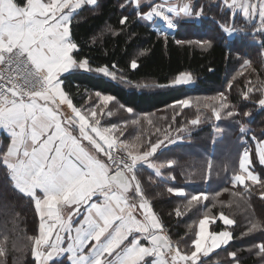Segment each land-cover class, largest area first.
Instances as JSON below:
<instances>
[{"label":"snow or ice","instance_id":"1","mask_svg":"<svg viewBox=\"0 0 264 264\" xmlns=\"http://www.w3.org/2000/svg\"><path fill=\"white\" fill-rule=\"evenodd\" d=\"M128 2L135 4L133 15L149 21L158 17L169 29H175L184 19L199 18L207 12V5L196 0L150 3L146 12L141 0ZM96 4L97 0H0V132L8 140L0 143V166L14 189L33 201L39 216L38 235L31 238L33 259L37 264H64L65 260L69 264H178V261L197 264L198 254L208 256L213 249L227 244L233 239L232 231L209 233L210 221L205 216L199 220L190 254H181L170 238L158 234L162 224L136 174L138 162L154 168L158 175L165 164L169 168L175 165L174 160L159 164L150 161L163 141L151 143L140 155L128 151L127 158L118 159L112 151L119 147L117 139L108 135L117 126L98 127V119L90 123L89 117L81 114L62 87L61 77L79 70L117 78L108 66L93 69L87 58H80L79 46L73 37L72 22L77 10ZM221 7L231 10L230 17L242 13L249 22L258 17L259 27L254 26L252 34L264 33V0H222ZM128 20V16H123L120 24ZM219 26L228 37L239 33L242 40L249 34L246 28L236 29L226 23ZM161 35L167 39V33ZM195 43L201 47L212 46L211 40ZM250 63L245 61V66ZM131 67H138L135 60ZM191 80L190 73H180L172 85L188 84ZM231 87L229 83L228 88ZM256 91L260 96L255 103L264 108V85ZM252 93L253 87L249 86L242 99H250ZM96 96L103 106L116 99L99 92ZM207 99L213 103L204 106L211 108L216 121L222 119V112L229 118L237 114L225 92ZM177 103L185 108L190 106L189 99ZM63 104L71 108L73 116H64L60 110ZM90 111L95 118V107ZM127 111L131 113L133 109ZM199 123V117L191 120L193 125ZM244 131L242 127L241 132ZM82 140L103 153L116 168L113 170L92 155ZM121 144L128 147L123 141ZM256 155L264 165V142L258 145ZM252 164V153L246 148L239 158V172L232 177V184L243 185L245 190L258 185L264 198V180L252 169ZM167 191L185 195L182 188ZM207 199V194L196 193L191 195L189 203ZM81 208L86 213L82 218ZM180 214L177 210L176 215ZM219 220L226 226L236 223L223 212ZM258 230L264 229L258 222H252L248 232L242 235ZM254 247L264 256V242ZM4 253L0 247V255ZM168 256L170 259L165 258ZM231 256L235 258L236 253Z\"/></svg>","mask_w":264,"mask_h":264},{"label":"trees","instance_id":"2","mask_svg":"<svg viewBox=\"0 0 264 264\" xmlns=\"http://www.w3.org/2000/svg\"><path fill=\"white\" fill-rule=\"evenodd\" d=\"M155 2L141 0L143 11H148L147 5ZM196 2L207 5L206 15L182 20L173 33H167V39L161 35L166 32L155 25V18L149 21L133 15L135 4L129 5L128 0H97L96 5L82 6L72 22L79 57L87 58L93 69L108 66L117 78L84 70L61 78L77 107L90 112L95 106L102 125H119L121 141L144 145L139 153L151 143L163 141L149 159L157 164L174 160L175 165L169 168L165 164L158 175L154 168L142 163L137 178L178 248H185V253L190 254L199 220L207 216L213 220V231L230 229L233 239L202 257L200 264H264V256L254 247L264 242V230L242 235L248 232L252 222H258L264 229L262 190L258 185L245 190L243 185L232 184L246 148L252 153L253 170L264 180V166L256 155L257 146L264 142V108L255 103L260 96L256 89L264 85V33L252 34L256 23L230 17L231 10L223 9L220 0ZM123 16L129 20L121 25ZM225 23L236 29L246 28L249 34L242 40L239 33L228 37L219 26ZM195 39L211 40L212 46L201 47ZM133 60L138 65L136 69L131 67ZM245 61H250V65L245 66ZM180 73H190L194 83L173 86L172 81ZM249 86L253 87V93L244 100L242 94ZM97 92L116 99L103 106ZM220 92L226 93L237 114L229 118L222 112L218 121L222 131L218 136L212 126L211 108L193 98ZM190 98L192 108L173 114L180 106L178 101ZM128 108L133 112L129 113ZM109 112L112 115L107 117ZM162 112L165 114L160 115ZM148 115L153 117L148 119ZM197 117L200 123L191 124ZM182 129H185L183 134ZM176 134L184 135L183 139L173 140ZM7 142L6 137H1L0 143ZM130 149L134 150L135 146ZM168 188H184L186 194L178 196L168 192ZM196 193H205L208 199L189 203L191 195ZM220 212L236 223L224 225L219 220ZM38 228L39 216L33 201L14 189L0 166V247L5 250L0 255V264H37L31 238L38 235ZM233 252L235 258L231 256ZM64 264L69 263L65 260Z\"/></svg>","mask_w":264,"mask_h":264},{"label":"crops","instance_id":"3","mask_svg":"<svg viewBox=\"0 0 264 264\" xmlns=\"http://www.w3.org/2000/svg\"><path fill=\"white\" fill-rule=\"evenodd\" d=\"M221 1V4H222V0H220ZM165 2V0H157V2H155V3H164ZM168 2L169 3H178V2H182V0H168ZM236 16H238V17H241V18H243V16H242V13H237V15ZM244 19V18H243ZM246 20V19H245ZM246 21H248V20H246ZM256 21V22H255ZM249 22V21H248ZM251 23H256V25H257V27H259V24H260V22H259V18L257 17L256 19H254V20H252L251 21ZM173 31H175V30H173ZM62 87L64 88V85H62ZM64 90H65V88H64ZM66 91V90H65ZM72 100V99H71ZM72 102H73V100H72ZM73 105L75 106V107H77L74 103H73ZM95 107V106H94ZM93 107V108H94ZM77 108H79V107H77ZM96 108V107H95ZM80 110H81V114H85V115H87L88 117H89V122L90 123H93V121L94 120H97L98 119V117L96 116L95 118H93V117H91V113L87 110V109H84V108H79ZM89 109H91V108H89ZM60 110H61V112L64 114V116L65 117H67V116H73L74 114L71 112V108L67 105V104H63V105H61L60 106ZM100 121V120H99ZM98 127H101V128H104V127H108V128H111V126H104V125H102L101 124V121H100V123H99V125H97ZM73 134H77L76 132H74ZM93 136H95V134H92ZM108 135H110L112 138H114V139H116V137L114 136V133H113V130L111 129V131H110V133H108ZM1 137H6V136H4L3 135V133L2 132H0V139H1ZM7 138V137H6ZM98 139V138H97ZM81 143L83 144V146H85V148L92 154V155H95V156H97V158L98 159H101V160H103L106 164H109L112 168H113V170L116 168V165L115 164H113L112 163V161H110V160H108V158L107 157H105L104 155H103V153H99V152H97L95 149H94V147L92 146V145H90L89 144V142L88 141H86V140H82L81 141ZM119 145V144H118ZM106 147V146H105ZM258 147V146H257ZM116 150H117V148L115 149H113L112 151H113V154L115 155V153H116ZM264 166V165H263ZM252 169H255L254 168V166L252 167ZM258 174V173H257ZM182 189H184V188H182ZM185 190V189H184ZM185 194H186V190H185ZM146 197V196H145ZM147 198V197H146ZM148 199V198H147ZM148 201H149V199H148ZM137 203H139V200H137L136 201ZM149 203H150V206H151V208L153 209V211L157 214V212L154 210V208H153V206H152V204H151V202L149 201ZM67 214V210H65V215ZM83 214H86L85 213V210L83 209V208H81V218H82V215ZM157 216H158V218H159V220H160V222H161V224H162V221H161V219H160V217H159V215L157 214ZM209 218V221H210V223H209V233H211V232H213V230H212V224H213V220L210 218V217H208ZM204 219V218H203ZM162 229H164V226H163V224H162ZM161 230V229H160ZM159 230V231H160ZM226 230H229L230 231V229H226ZM158 231V233H160ZM198 231H199V226H198ZM224 231V230H223ZM216 232V231H215ZM220 232V231H219ZM74 234V233H73ZM170 240L172 241V239L170 238ZM231 241V240H230ZM229 241V242H230ZM173 242V241H172ZM228 242V243H229ZM210 243V242H209ZM227 243V244H228ZM173 244L174 245H176V246H178L177 244H175L174 242H173ZM227 244H225V245H227ZM225 245H221L219 248H215V249H213L210 253H209V255L211 254V253H213L214 251H216V250H218V249H220L221 247H223V246H225ZM179 247V246H178ZM179 250H180V248H179ZM165 251H167V250H165ZM181 252V251H180ZM181 254H186V253H182L181 252ZM199 255V259H198V261H197V264H200V261H201V259H202V257H204L202 254H198ZM166 259H170V256H168V257H165ZM67 261V260H66ZM68 262V261H67ZM69 263V262H68ZM178 264H182V262H179L178 261ZM235 264H239V263H235Z\"/></svg>","mask_w":264,"mask_h":264},{"label":"rangeland","instance_id":"4","mask_svg":"<svg viewBox=\"0 0 264 264\" xmlns=\"http://www.w3.org/2000/svg\"><path fill=\"white\" fill-rule=\"evenodd\" d=\"M154 23H155V25L156 26H158L160 29H162L164 32H166V33H173V30H175V29H169V28H167V26H166V22L165 21H163L162 19H160V18H158V17H156L155 18V21H154ZM235 35H233L232 37H234ZM196 40V39H195ZM197 41V40H196ZM192 76V75H191ZM192 83H194V79H193V77H192V80H191V82H189L188 84H192ZM216 95H218V93H216L215 95H213V96H216ZM225 95H226V93H225ZM213 96H209V97H213ZM209 97H206V98H204V97H202V98H199V97H195V98H193V100L194 99H197V101H198V103H205V104H211V103H213L212 101H210V100H208L207 98H209ZM190 100V106L189 107H187V108H192V105H193V100H191V98L189 99ZM195 102H196V100H194ZM99 102L100 103H102V101H100L99 100ZM218 103V102H217ZM98 108L100 107L99 105H96ZM200 107H202V106H200ZM183 108H185V107H183L182 105H180V106H178L176 109H174V112H173V114H175V113H178L179 111H182L183 110ZM197 108V106L196 105H194L193 106V109H196ZM96 109V108H95ZM195 111V110H194ZM90 113H91V111H90ZM103 112H101V114H100V117L102 118L103 117V114H102ZM165 114V112H162V113H160V115H164ZM112 114H107V117H109V116H111ZM148 119H150V118H152L153 117V115H148V116H146ZM116 126H117V128L116 129H112L113 130V133H114V136L116 137V135H118V137H119V134H118V129H119V125L118 124H116ZM213 128H214V130L216 131V129L217 128H219V129H222L220 126H219V122L218 121H216L215 120V118L213 119ZM154 130V129H153ZM185 129H182L181 130V133L183 134V131H184ZM178 132H180V130L178 131ZM177 132V133H178ZM216 133H217V135L219 136L220 135V132H217L216 131ZM183 137H184V135H174L173 136V140H182L183 139ZM117 139V138H116ZM164 141H166V139L164 140ZM123 142H125L127 145H128V147L127 148H125V146H124V144H121V139H120V137H119V139H117V144H119V147H117V150H116V153H115V156L118 158V159H120V158H127V153H128V151H131L132 152V154L133 155H140V154H142V153H139V152H141V151H143L144 149V145L142 144V143H140V144H134L133 142H131V141H129V142H126V141H123ZM132 145H134L135 146V149L134 150H132V149H130V148H132ZM116 149V148H115ZM133 151H135V152H133ZM130 162V161H129ZM140 164H142V163H139L138 162V164H137V172H138V169H139V165ZM158 164H159V162H158ZM137 172H136V174H137Z\"/></svg>","mask_w":264,"mask_h":264},{"label":"built area","instance_id":"5","mask_svg":"<svg viewBox=\"0 0 264 264\" xmlns=\"http://www.w3.org/2000/svg\"><path fill=\"white\" fill-rule=\"evenodd\" d=\"M159 232L162 233L164 236L170 238V236H169V234H168V232H167L166 229H161ZM180 251H181L182 253H185V252H186V251H185V248H180Z\"/></svg>","mask_w":264,"mask_h":264},{"label":"water","instance_id":"6","mask_svg":"<svg viewBox=\"0 0 264 264\" xmlns=\"http://www.w3.org/2000/svg\"><path fill=\"white\" fill-rule=\"evenodd\" d=\"M127 174V173H126ZM130 175V174H129ZM159 235H161V236H164L163 234H161V233H158ZM166 237V236H165Z\"/></svg>","mask_w":264,"mask_h":264}]
</instances>
